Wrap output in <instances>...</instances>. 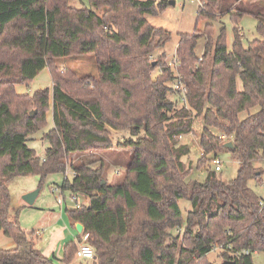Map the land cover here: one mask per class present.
<instances>
[{
  "label": "trees",
  "instance_id": "1",
  "mask_svg": "<svg viewBox=\"0 0 264 264\" xmlns=\"http://www.w3.org/2000/svg\"><path fill=\"white\" fill-rule=\"evenodd\" d=\"M79 2L0 0V230L15 244L0 248V264H56L37 249L34 231L21 227V207L10 214L8 182L17 175L37 174L43 181L65 173L72 154L73 176L58 185L87 199L65 212L88 234L95 264H218L207 255L218 245L224 248L219 264H255L252 253H264V198L249 181L262 182L254 161L264 157V0H201L193 33L179 34L175 68L164 54L155 62L148 58L171 38L145 17L162 11L163 2ZM226 14L234 22L231 48L224 26L217 34L211 22L197 29L200 20L221 22ZM244 15L258 20L260 36L247 45L236 26ZM84 54L94 57L95 74L79 77L59 64ZM45 67L51 86L17 92ZM177 74L186 86L184 101L173 87ZM50 111L53 126L42 134L48 145L39 157L28 139L47 126ZM198 117L197 167L226 147L239 164L233 179L208 168L203 181L186 180L191 166L182 158L190 149L180 138ZM114 130L129 136L113 142ZM114 149L130 156L121 182L110 184L107 161L96 152ZM181 198L191 204L185 219ZM79 241L64 245L62 264L73 261Z\"/></svg>",
  "mask_w": 264,
  "mask_h": 264
},
{
  "label": "rangeland",
  "instance_id": "2",
  "mask_svg": "<svg viewBox=\"0 0 264 264\" xmlns=\"http://www.w3.org/2000/svg\"><path fill=\"white\" fill-rule=\"evenodd\" d=\"M86 6H88L87 0H82ZM156 2H163L165 5L162 11L156 14H146L145 17L148 22L158 28H162L171 34V38L163 47L155 49L149 56V60L155 62L157 57L164 54V59L166 63L170 64L174 61L175 49L179 40L180 33H193L196 26L197 10L199 6V0H155ZM230 1V0H229ZM71 4L75 7L81 6L79 0H71ZM264 12V9L261 8ZM219 21H208L200 20L197 24V29H202L207 22L213 23V29L215 34H217L221 26L225 27L226 44L228 48H231L233 44V26L234 22L230 19L228 14L224 15ZM257 22L258 20L252 15H244L237 23V27L242 33V42L247 45L248 41L259 38L257 32ZM204 46V39L200 38L197 42L195 51L197 55H200ZM59 64L62 67L66 66L76 72L79 77H85L86 74H95L96 65L94 62V57L92 55H71L59 59ZM173 68L174 65L170 64ZM160 68L157 67L152 72V77H155ZM169 84V83H168ZM51 86V79L47 67L43 68L38 74L30 81L27 85H17V92L21 89H26V91H32L33 89ZM170 96H172L170 94ZM258 108L254 107L250 109L249 112H254ZM247 115L244 111L239 115L240 119H243ZM203 127L202 118H195L192 125V132L187 135H183L180 138V143L187 144L189 146L190 152L188 155L184 156L183 161L191 166V171L186 178L187 181L197 180L203 181L206 177L208 168L214 169V163L212 162L213 155L207 156V163L204 166H198L197 162L201 156L200 147V134ZM46 130H39L29 136L28 141H37L35 145L36 154L39 157L43 156L44 145L46 141L42 139V134ZM216 132V130H214ZM129 136L128 131L114 130L112 132V140L116 142L117 139ZM96 155L102 157L107 161V168L105 171V179L110 184H115L121 182L124 177L125 167L127 161L129 160L130 153L126 150H106L104 152H96ZM221 161V169L216 171V174L223 180H231L236 176L238 169V162L231 157L229 150L224 147L217 155ZM77 156L72 154L69 158L68 165L66 167L65 173H51L48 174L43 181H40V177L37 174L29 175H17L12 177L8 182V188L10 191V206L9 211L12 215L17 208H20L19 221L21 227L26 231L30 232L32 229L46 228L48 222L57 221L61 214L64 212V208H73L74 203L69 199L70 192L64 191L65 201L59 203L57 200V193L53 191V187L56 184L61 183V181L67 177L71 179L73 176V171L69 166L71 161H75ZM256 167L261 170V184L256 185L253 180L249 181V185L261 198H264V157L254 161ZM38 189V195L36 196L34 202L27 205L22 196L28 192ZM78 201L84 200L86 198L83 195L77 196ZM179 207L182 212V217L185 219L187 212L191 209V204L187 198H181L179 201ZM60 204V205H59ZM25 205V206H24ZM62 209V210H61ZM64 216V215H63ZM62 218V217H61ZM64 221V219H63ZM172 234H176L179 231L177 228L172 229ZM44 232V231H43ZM48 239H53L54 235L51 232L46 234ZM35 238V237H34ZM82 238L80 237V241ZM87 241V238H86ZM46 242V239H45ZM14 241L11 237L6 236L2 230H0V248L10 249L14 247ZM40 250L39 247H37ZM41 251V250H40ZM208 258L211 262L221 263L222 259L219 256L218 250H211L208 254ZM52 257V256H51ZM252 260L255 264H264V253L262 251H256L252 253ZM57 261V260H56ZM81 259L74 256V259L69 264H79ZM86 264H89L87 260H82ZM60 263V262H59ZM61 264V263H60Z\"/></svg>",
  "mask_w": 264,
  "mask_h": 264
},
{
  "label": "crops",
  "instance_id": "3",
  "mask_svg": "<svg viewBox=\"0 0 264 264\" xmlns=\"http://www.w3.org/2000/svg\"><path fill=\"white\" fill-rule=\"evenodd\" d=\"M35 89L32 91H29V93H32ZM26 89H21L19 93H27ZM47 119L48 124L46 126L47 131L49 128L53 126L52 124V113L51 111L47 113ZM37 144V141H28V145L35 149V145ZM47 142L44 145V149L47 147ZM202 152V150H201ZM44 153V151H43ZM58 185V184H56ZM87 202V200H86ZM60 205V204H59ZM31 206V205H30ZM66 209H69V207L64 208L63 214H61L60 218L51 223L48 222L46 228H43L42 231L40 229H32L31 231H34V236L36 237V246L40 248L41 252L48 257H53L54 262L56 264H60V259L63 254V247L64 245L71 240H76L77 238H80L81 234L76 229V223H72L66 214ZM73 209V208H70ZM62 210V209H61ZM64 215V216H63ZM62 217V218H61ZM64 219V221H63ZM39 231V234L37 232ZM44 231V232H43ZM51 232L52 235H54L53 239H48L46 237V234ZM46 239V242H45ZM57 260V261H56ZM60 262V263H59ZM62 264V263H61Z\"/></svg>",
  "mask_w": 264,
  "mask_h": 264
},
{
  "label": "built area",
  "instance_id": "4",
  "mask_svg": "<svg viewBox=\"0 0 264 264\" xmlns=\"http://www.w3.org/2000/svg\"><path fill=\"white\" fill-rule=\"evenodd\" d=\"M199 2H200L199 5L202 4L201 0H199ZM170 64H173L174 68H175L176 67L175 66L176 65V59H174V61ZM173 87H174V89L178 90V92L180 94V98L182 99V101H184V96L186 93V86L183 83L181 76L179 74H177V77L175 78V80L173 82ZM212 162L214 163V169L216 171L221 169V166H220L221 161L218 158V156H215L213 158ZM53 191H55L57 193L58 202L63 203L65 201L64 190L59 185H56L55 187H53ZM78 195H80V194L70 193V195H69V199L74 203V205H73L74 209L78 208L79 206H81L83 204H86V202L84 200H82V201L77 200ZM261 203L263 205L264 200ZM37 234H39V231L37 232ZM80 234H81L80 237L82 238V240L77 243L76 257H78L79 259H82V260L92 261L95 257V254H94L93 247L86 241L88 234L83 233L82 230H81ZM220 249H224L222 247V245L221 246L218 245V246L213 247V250H220ZM242 252L247 254L248 250H242Z\"/></svg>",
  "mask_w": 264,
  "mask_h": 264
},
{
  "label": "water",
  "instance_id": "5",
  "mask_svg": "<svg viewBox=\"0 0 264 264\" xmlns=\"http://www.w3.org/2000/svg\"><path fill=\"white\" fill-rule=\"evenodd\" d=\"M225 146L231 147L232 143L231 142H227L225 144ZM38 192H39V190L35 189V190L31 191V192H28V193L24 194L22 196L24 202L27 205H31L34 202L36 196L38 195ZM76 229H77L78 232H81V230L83 229L82 224L76 223ZM95 263L96 262H95V257H94V259L92 260V264H95ZM223 264H233V262L232 261H226V262H223Z\"/></svg>",
  "mask_w": 264,
  "mask_h": 264
}]
</instances>
